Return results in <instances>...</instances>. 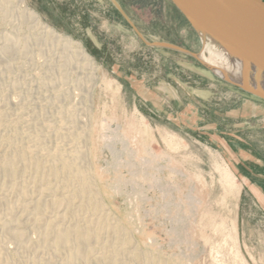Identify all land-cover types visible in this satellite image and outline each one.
<instances>
[{
	"label": "rangeland",
	"instance_id": "rangeland-1",
	"mask_svg": "<svg viewBox=\"0 0 264 264\" xmlns=\"http://www.w3.org/2000/svg\"><path fill=\"white\" fill-rule=\"evenodd\" d=\"M115 1L122 11L114 0H26L84 45L95 71L20 16L16 0H0V155L30 148L18 163L19 179L31 186L37 163L50 165L57 151L79 162L87 172L81 186L95 188L101 202L80 209L93 221L78 223L103 236L97 219L112 213L121 236L95 247L123 246L128 261L138 252L133 264H264V98L216 75L214 66L231 65L206 48L201 30L170 0H140L157 6L153 20L136 10L137 22L129 13L139 0ZM168 43L179 53L173 65H158ZM217 81L226 88L210 87ZM230 87L260 108L234 99ZM52 179L47 173L42 183ZM0 196L15 202L18 194L1 189ZM13 205L15 218L27 214L21 201ZM75 209L66 204L49 214L71 220ZM29 223L13 218L12 225ZM8 243L0 256L38 264L23 252L27 241Z\"/></svg>",
	"mask_w": 264,
	"mask_h": 264
},
{
	"label": "bare ground",
	"instance_id": "bare-ground-1",
	"mask_svg": "<svg viewBox=\"0 0 264 264\" xmlns=\"http://www.w3.org/2000/svg\"><path fill=\"white\" fill-rule=\"evenodd\" d=\"M16 1L19 6L18 12L21 13L20 16L24 15L30 19L32 21L31 23L41 29L46 39L48 37L54 42L61 44L63 49L73 52L75 57L82 64H85V66L87 65L95 71L98 69L94 57L80 41L75 40L69 35L60 33L49 23L43 21L41 15L30 8L26 0ZM3 8L5 7L3 6ZM201 33L206 48L211 53L219 54L225 64L231 65L214 66L216 75L230 83L238 85L248 92L264 98V65L252 64L245 57L240 56L229 47L218 42L206 32L201 30ZM82 151L81 148H76L74 150L75 156L79 158ZM31 153L32 150L26 148L20 155L11 154L8 157H2L0 155V190L7 189L18 194L17 201L15 202L0 196V252L2 250H9L10 246L8 241L17 244L27 241L28 243L23 247V252L29 258L30 262H32L33 258H38V264H77L78 260H81L82 264H126V261L128 264H133L134 261H138L140 258L138 252H134L129 258V261L125 260L126 249L123 246L112 249H98L95 247L102 239L106 241L110 237L116 239L121 236L118 229L119 226L117 227L116 224L115 226L108 216V214H112L109 211L106 210L108 214H105L106 217L102 216V220L97 219L98 223L102 221V227L105 229L103 236L97 229L94 230L85 224L78 223L80 220H88L85 216L81 215L80 209H85L90 212V209H92L91 200H94L96 204H100L101 202L95 188L88 185L87 187L89 188L84 189L86 187L81 186L87 172L80 166L79 162H72L61 150L57 151L52 156L50 165L42 167L37 163L36 174L32 181L33 185L31 186L25 179H19V174L23 173V169L20 168L18 163L19 161H23ZM47 173L52 175L53 179L45 185L42 182ZM69 187L77 189L78 194L73 197L65 195L63 191ZM51 195L54 197L48 199L47 196L50 197ZM34 198L36 200L33 203L31 200ZM19 201L22 202L20 208L24 213L27 212V214H22L21 217L15 218L13 211L19 205L13 204H19ZM66 204L71 206L75 205L78 208L75 209L71 220L66 219L68 216L66 214H57L58 216L55 215L54 217L49 214L51 211ZM96 206H100L102 212L105 210L101 205ZM13 218L17 224L22 219H25L27 222H30L29 224L33 225L29 229H20L17 225H12ZM91 219L93 221V218H89L87 222H90ZM34 233L39 235V240L34 241L31 239ZM90 245L91 247H89ZM49 249L52 250L50 254L47 253ZM65 252H69V256H66L67 258L62 260V255ZM119 256L123 257V260H119ZM0 264L33 263H29L26 260L11 262L8 257L0 256Z\"/></svg>",
	"mask_w": 264,
	"mask_h": 264
},
{
	"label": "water",
	"instance_id": "water-1",
	"mask_svg": "<svg viewBox=\"0 0 264 264\" xmlns=\"http://www.w3.org/2000/svg\"><path fill=\"white\" fill-rule=\"evenodd\" d=\"M170 1L200 30L252 64L264 65V0Z\"/></svg>",
	"mask_w": 264,
	"mask_h": 264
},
{
	"label": "crops",
	"instance_id": "crops-1",
	"mask_svg": "<svg viewBox=\"0 0 264 264\" xmlns=\"http://www.w3.org/2000/svg\"><path fill=\"white\" fill-rule=\"evenodd\" d=\"M130 4H133L132 2H130ZM134 5V4H133ZM135 5L136 6H133V7H130V9L132 8V11L129 13V15L133 18V20L135 21V22H137L136 21V19H135V12H136V10L138 11H141V10H143V9H145V10H148L149 11V13H151L149 16V18L150 19H155V17H153V11H154V8L157 6V4L156 3H146V4H141L140 3V0H139V2H135ZM124 8L125 9H127L125 6H124ZM137 8V9H136ZM162 31V30H161ZM119 32V33H118ZM121 31H115V34L117 35V34H121L120 33ZM144 32V34H145V31H143ZM146 37H148L149 36V34L146 32ZM162 35H164V36H166V38L168 37V30H163L162 31ZM154 40H156V37H154L153 38ZM152 39V40H153ZM168 39H170V41L172 42L173 41V39H171V38H168ZM133 40H135L134 38H132V41ZM146 41V40H145ZM147 43V42H146ZM163 48H164V51H162V59L160 60V59H157L156 61H157V63H158V65H163V66H165L166 64H171V65H173V63H172V59H173V56H174V53H176L177 54V52L179 53V49L180 48H178V47H176V46H174L173 44H165V45H161ZM99 48V47H98ZM184 52V51H183ZM186 53V52H185ZM176 54H175V56H176ZM160 61H161V63H160ZM123 65L125 64V65H127V63L126 62H121ZM153 63V62H152ZM151 63V64H152ZM178 64H179V62H177ZM180 64H183V65H185L184 63H180ZM194 70H196V69H194ZM205 76H207L208 78H211V80H214L211 76H208V75H206L205 74ZM145 78V76H143V79ZM218 83L216 84V83H210V87H215L217 90H219V89H223V88H226V87H224V86H226V85H224V84H222L221 82H219V81H217ZM222 84V85H221ZM231 88V93L230 94H232V96H233V98L235 99V98H240V100H242V102L244 103V104H247V103H249V105H246V106H250V107H255V108H260V104L258 103V102H254V101H252V100H249L248 99V97H245L244 96V94H245V92L244 91H242V90H240L239 89V91H236L233 87H230ZM229 91V90H228ZM238 92V93H237Z\"/></svg>",
	"mask_w": 264,
	"mask_h": 264
}]
</instances>
